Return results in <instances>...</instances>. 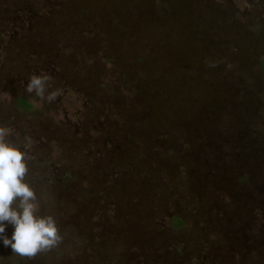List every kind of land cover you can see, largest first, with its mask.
Instances as JSON below:
<instances>
[{
	"label": "rangeland",
	"instance_id": "1",
	"mask_svg": "<svg viewBox=\"0 0 264 264\" xmlns=\"http://www.w3.org/2000/svg\"><path fill=\"white\" fill-rule=\"evenodd\" d=\"M83 1L100 14H121L111 45L106 40L99 46L95 43L105 23H84L95 10L82 13L77 5L66 10L55 0H0V127L10 129L9 142L23 146L31 141L27 174L36 170L38 162L58 170L70 165L67 170L73 178V189L65 198L44 195L38 199L39 214L51 215L57 223L61 236L57 246L28 258L0 243V264H121L111 259L117 244L124 250L122 257L133 264H264V0H197L196 6L170 0L167 5L172 15L162 9L167 0ZM67 16L74 30L67 29ZM139 17L153 26L139 33L135 29ZM169 18L172 20L166 21ZM40 24L47 26L48 36L38 32ZM135 34L141 35L142 42L134 49L135 61L119 56L125 69L143 83L130 89L118 81L115 59L116 52L125 41L133 42ZM203 35L217 49L219 43L224 45L220 47L226 60L211 61L216 53H205L203 58ZM107 45L116 54L99 56L106 53ZM143 52L153 59L145 71ZM229 62L244 65L235 71ZM147 64L145 61L144 66ZM212 64H223V68L215 72ZM33 75L48 78L43 98L26 91ZM153 80H170L177 92L170 88L160 93L148 86ZM91 85L95 96L88 93ZM53 94L55 98L49 100ZM172 94L178 108L159 103L164 110L157 121L141 124L136 142L122 143L115 153L100 120L89 133L95 140L91 148L75 143L64 149L67 138L89 131L86 123L94 119L91 115L97 120L93 111L100 108L98 102L104 97L123 100L114 116L119 127V117L136 116L141 109L152 107L150 101L163 102ZM22 96L34 104L31 112L16 111ZM224 97L226 104H206L212 107L209 114L200 117L187 111L201 101L217 103ZM136 100L146 104L139 106ZM218 105L230 113L231 125L219 114ZM175 117L190 127L187 138L173 137ZM238 118L243 123L240 127ZM205 119L213 124L203 123ZM100 142L108 148L105 169L103 153L95 157L99 165L92 167L90 161L95 159L94 145ZM183 149L186 157L196 158L203 167L186 162L180 156ZM236 156L248 161L246 167L234 162ZM214 160L217 165L211 166ZM130 167L135 172L127 178L130 188L125 191L114 183L115 177ZM177 217L184 227L175 229L173 219ZM12 230L9 226L7 233ZM127 243L135 247L132 255ZM239 245L244 246L242 252Z\"/></svg>",
	"mask_w": 264,
	"mask_h": 264
},
{
	"label": "trees",
	"instance_id": "2",
	"mask_svg": "<svg viewBox=\"0 0 264 264\" xmlns=\"http://www.w3.org/2000/svg\"><path fill=\"white\" fill-rule=\"evenodd\" d=\"M55 1L58 4L61 3L60 7L66 9V10H69L70 8L76 7V5L79 8H81L82 13L83 12H89L90 13L93 10H95V8H93V7L91 9H89V6H86L87 4L84 5V3H83L84 1L83 0H55ZM107 1L108 0H104V3H107ZM169 1L170 0H167L166 4L164 6L165 8H162V9L165 10L163 12L166 13V10H167L168 13L170 15H172L173 10L171 8H168V5H167L169 3ZM184 1H186L188 3H191L194 6H196L198 4L197 0H184ZM80 2H82V3H80ZM110 3H111V0H110ZM119 5H122V4L120 3ZM65 7H67L68 9L65 8ZM90 10H92V11H90ZM98 11L95 10V12H92V14L93 13H96V14H94L92 18L89 17L88 19H85L84 23L85 24H90V25H92V22H94V21H101L102 24L105 23L106 26L105 27H101L102 28L101 32L98 35L97 42H95V43L99 46L100 43L103 40H106L108 42V44L111 45V42L112 41L115 42V40H116V39H113V37H114V34L116 33V31H118V29L120 27L118 25V19H121L120 18L121 16H119L121 14L115 15L117 18H115L116 20L112 23V18L115 17L114 15H111V14H109L107 12H102V14H100L101 12H98ZM15 12H16V10H15ZM62 12H64V11L61 10L60 13L63 14ZM178 16H179V18L183 17V15H178ZM67 17L69 18V21L68 22H64L65 24H67V29L74 30L75 28H74V24L72 22V19L69 16H67ZM0 20H3V19L0 18ZM171 20H172V18H169L166 21L170 22ZM182 20H184V19H182ZM166 21H164V22H166ZM135 25H136L135 29L139 30V33H140V30L146 31L147 29L149 30L153 26V24L150 22V20L145 21L144 17L143 18H140V17L137 18V22H136ZM40 26L42 27V24L38 25V28H40ZM46 27L47 26L45 25L44 27L40 28L41 30L37 28L38 32L43 34L42 37L43 36H48L47 35L48 31H47ZM124 31H125V29H124ZM201 36H202V34H201ZM203 37H204V40L202 42V46H204L203 50L205 48V50H204L205 52L203 54V58H206L205 57L206 56L205 53H211V55H212V53H216V55H214L212 57L211 61L214 62L217 59H218V61H222L223 58H224V55H223L221 47L224 46V45H222V43H219L218 46H219V49L221 51L220 52L219 49L216 48L217 46H215V43H213V41H210L208 39V36L203 35ZM140 38H141V35H139V34L133 35L132 36L133 42H132V40H130V43L125 41L124 44L122 45V47L119 50L120 52H116L118 54V56L115 59V61H116V67L115 68H117V70H118V72H117L118 74H116L119 77L118 81L121 82L122 84H124V86L130 87V89L132 87H134V86H137L136 87V89H137L138 87L143 86V83H142L141 80H139V78H136L133 74L131 75V70L129 72V70L125 69L126 65H123L124 64V59L123 58H119V56H121V57H122V55H123V57L124 56L125 57L128 56L133 61H135V56H137V51H135L134 49L137 48L138 45H140V43H142ZM98 42H99V44H98ZM194 48L196 49V46H194ZM111 49L112 48L109 45H107L106 53L102 52V53L99 54V56H102V57L109 56V55H106V54H108V52ZM195 51L196 50H193L194 53H195ZM42 52H45V51H40V54ZM111 52H113V51H111ZM111 52H109V53H111ZM193 52H191V53H193ZM116 53L113 52L111 55H114ZM142 54H143L142 56L145 59V60L142 59V60H144V61H142L143 62V64H142L143 69L142 70L145 71V67L146 68L148 66L150 67L151 63L153 62V59L150 58L149 56H147L144 52ZM115 61H114V63H115ZM145 61H147L148 64L144 66ZM121 62H122V64H121ZM207 62L208 63L210 62V58L207 60ZM129 63H131V60H129ZM225 63H227V62L225 61ZM229 63H233V64H230L229 66H231L234 70L235 69L237 70V68H240V67H242L244 65V63L238 64V65H236V63H234V62H229ZM261 63H262L261 64L262 72L264 73V59L261 61ZM212 65H213V68L215 69V72H217V69H219V71H220V67L223 68V64H221V66L220 65H216L215 66V64H212ZM164 66H165V64L163 65V67ZM64 67H66V66L63 65L62 68L64 69ZM129 68H132V66L130 65ZM147 70H149V69L147 68ZM162 72H164V71H162ZM169 72H170V70L167 71L168 74H169ZM206 73L209 75L210 71L207 69ZM164 81H166V82H164ZM164 81L163 82H158V81L153 80V83L149 84L148 86L149 87L151 86L152 89H157V91H159L160 93H164V92L167 93V92L171 91L170 88L173 89V92H177L176 91V86L175 87H173V86L170 87V80L169 81L168 80H164ZM58 83H59V81H58ZM166 84H168V85H166ZM91 88H93L92 85L87 89L88 93H89L90 96H92L91 93H93V96H95L96 93H94L93 89H91ZM173 99L175 101H173ZM122 101H123L122 99L121 100L120 99H113L112 97L109 98V99H105V97H104L101 102H98V104H102V105L104 104L105 107L107 106V109L104 110L105 107L100 105V108H97L95 111H93V114L96 113V115H97V120H96L95 115H91V116L94 117V119H92V117L90 116L91 117V118H89L90 121L87 122L88 124L86 123V125L88 126L87 129H89V131L87 132V130H86V132H84L83 135H78V137H75L72 140L67 138L68 140L66 139L65 143L64 142L62 143L63 146H64V149H66V148H68V147H70L72 145L74 146L75 143H77L78 145L81 143V147L84 146V148H89V147L91 148V144H93V142L95 140H93V138H90L89 133L92 130V127H93L92 125L93 124H97L98 122L101 121L100 122V127H102V129L104 131L103 135L105 134L106 137L109 139V142H110L109 146H110L111 149H113V153H115V151H118V149H120V146L125 144V142H127V143H129V141L134 142L135 140L138 139V138L136 139V136L139 137L141 135L140 133H142L141 124H143L144 122L149 123L150 121H152V123H154L155 121H157L156 116L160 117V113H162V111L164 110V107L163 108L159 107V103L166 104V105H168V108H171V109H174V110H175L174 107L178 108V104H177L178 101L176 100V97L174 98L173 94H172V98L171 99L168 98V100H167V96H166V99H164L163 102H158L156 100L155 101H150L151 104H152V107L148 108V109H145V110L141 109L139 111L138 115L135 116L136 113H129L127 115L125 114L124 116L119 117V123H120V126H121V127L119 126L120 127L119 128V127H117L118 123H117V120H115L116 118L114 116L117 115L116 111H118V109L119 110L121 109V106L123 104ZM136 101H137V104L139 106L140 105L143 106L142 104H144V105L146 104L143 100H136ZM131 103L134 104L135 100L133 99V101ZM226 103H228V100H227L226 97L220 98V100L217 103H211L210 101H204V102L201 101L199 103L200 106L195 107V109H192L191 107H187V111H188V113L190 112L189 114L198 113V116L201 117V116H203L205 114H209L210 111H208V110H212L211 109L212 107H207L206 104H212L213 105V104H226ZM109 106H112L114 108V110L110 111ZM34 107H35L34 104L30 101L29 98L22 96V97H20L18 99V103H17V106H16L15 109H16V111L18 110L20 113H26V112H29V111L31 112V110H33ZM218 108H220L219 105H218ZM221 109L222 108H220L219 114H221V115H223L225 117V121L226 122L231 121L230 123H228V124L231 125L233 122H232V118H230L231 117L230 113L227 112L226 110H221ZM131 112H133V111H131ZM111 119H113V120H111ZM210 119H214V117L211 116ZM98 120H100V121H98ZM205 120L207 122H203V123H207V125L213 124V123H210L209 120H207V119H205ZM239 120H240L239 118L236 120L237 127H240L241 123H242V122L239 123ZM140 121H141V123H140ZM191 122H192V120H191ZM173 123H174L173 126H172L173 127V137H179V138H181V137L185 138L186 137L187 138L186 131H188L189 128H190L188 125H186L187 122L181 121V119H179V117L178 118L175 117V118H173ZM197 123H200V122H197ZM211 127H213V126H210V128H209L210 130H211ZM134 128L136 130H138V131L134 130ZM148 131H150V128L148 129ZM226 131H228V136H229L230 135L229 133L232 132L231 127H228V130H226ZM86 133H87V135H86ZM221 133H223V132H221ZM230 137H232V135H230ZM215 138H217V137H215ZM119 140H122L121 145H120V143H118ZM94 146L95 147H93V149L95 150L94 151L95 156L92 157V158H95L96 155H97L96 158H98L101 155V153H103L105 158L101 159L103 161L101 164H103L102 165V169H105V167L108 165V162H107V159H106V157H109L108 156V151H106V150H108V148L104 149V143H101V145H98V146H96V145H94ZM185 149H183V151L181 152L180 156L182 158H185L186 162H188V160L193 161V162L195 161V165L194 166L196 168L201 169V167H203V166H202V164L200 165V162H198L196 160V158H195V160H191L192 156L186 157L187 151H185ZM261 151L262 150H260V152ZM97 152H98V154H97ZM191 153H193V151H191ZM116 157H118L117 154L114 156V158L116 159ZM96 158L94 159V161H93V159H90L92 167H94L93 165H99V160L98 159L96 160ZM39 159H41V158H39ZM117 159L120 162V157L117 158ZM74 160H75V158H74ZM215 161L216 160H214L213 162L211 161L212 165H211V163H210V165L211 166H216L217 162H215ZM234 162L238 163L239 165H243L245 167H246V164H248V161L245 158L241 157V156L240 157L236 156ZM134 163H135V160L131 163V165H133ZM205 165H206V163H205ZM53 166H49V164H46L44 166V165H40V163L37 162L36 163V170L32 171L31 173L27 174V176H26V179L30 182L32 188L35 190V193H36L38 199L40 197L42 198L44 195H47L49 197H55V198L58 197V198L62 199V198H65L64 196H66L67 193H71V190L73 189V188H70L71 187L70 182L73 183V178H72V176L69 174V172L67 170V168L70 169V165H68L67 168L65 166V170H64V167L61 168L62 170H58V169H55L56 166H54V168H53ZM235 167L237 168L236 165H235ZM94 169H97V168H94ZM129 169H131V167ZM129 169L126 170V171H123V172L120 170L121 172L115 177L117 181L114 182V183L117 184L118 187L122 188L125 191L130 188V181L127 178L128 177L131 178L132 177V173L134 174V172H135V171H133V169H131V170H129ZM38 170L41 173L39 175L36 174V172H38ZM79 171H80V169H79ZM128 173H130V174H128ZM55 174H57V176H58L57 178H55V176H54ZM103 174L107 175L105 170H103ZM215 177H216V175H215ZM74 194H75V192H74ZM234 216L235 215H234V212H233V217ZM173 226L175 227V229L182 228V227L185 226V223H184V221L181 218L177 217V218L173 219ZM76 232L79 233L80 230L77 229ZM6 234L11 236L10 233H6ZM126 245L129 246L130 243H127ZM130 246H132V245H130ZM237 247L239 248L240 252L243 251L244 246H240L239 245ZM170 257H171V255H170ZM108 264H112V263H108Z\"/></svg>",
	"mask_w": 264,
	"mask_h": 264
},
{
	"label": "clouds",
	"instance_id": "3",
	"mask_svg": "<svg viewBox=\"0 0 264 264\" xmlns=\"http://www.w3.org/2000/svg\"><path fill=\"white\" fill-rule=\"evenodd\" d=\"M47 77L33 75L26 91L44 96ZM55 94L48 97L54 99ZM10 129L0 127V243L12 253L32 258L57 246L61 240L57 223L51 215L39 214L35 190L26 179L28 147L9 142ZM12 227L11 236L7 235Z\"/></svg>",
	"mask_w": 264,
	"mask_h": 264
},
{
	"label": "flooded vegetation",
	"instance_id": "4",
	"mask_svg": "<svg viewBox=\"0 0 264 264\" xmlns=\"http://www.w3.org/2000/svg\"><path fill=\"white\" fill-rule=\"evenodd\" d=\"M211 103H215V102H213V101H211ZM116 243V242H115ZM122 247H120L118 244H117V246L115 247V250H114V254L113 255H111V259H114V260H119V262L121 263V264H133V262L132 263H128V262H126V259H124V257H122V252L124 251H122V249H121ZM126 248H127V251H128V249H129V251H128V254H130V255H132L133 254V252H135V250H134V246H126ZM120 255V256H119ZM135 255V254H134ZM169 257H170V255H169ZM126 258V257H125Z\"/></svg>",
	"mask_w": 264,
	"mask_h": 264
}]
</instances>
